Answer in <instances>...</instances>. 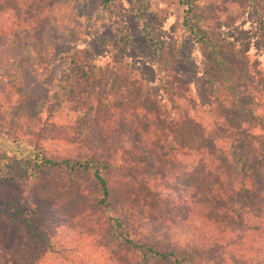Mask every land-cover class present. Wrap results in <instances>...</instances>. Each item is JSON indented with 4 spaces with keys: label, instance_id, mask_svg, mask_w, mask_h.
Wrapping results in <instances>:
<instances>
[{
    "label": "rangeland",
    "instance_id": "374dc122",
    "mask_svg": "<svg viewBox=\"0 0 264 264\" xmlns=\"http://www.w3.org/2000/svg\"><path fill=\"white\" fill-rule=\"evenodd\" d=\"M187 2L189 13L178 0H48L33 27L0 36V173L13 153L23 156L38 145L48 152L77 146L74 139L85 127L79 111L83 115L87 109L68 102L63 70L70 51L84 56L95 78L92 112L114 121L129 118L147 126L160 145L173 141L188 150L169 162L174 176H219L225 154L238 140L257 152L264 145L259 126L264 125V0ZM187 20L207 35L216 55L206 56L209 51L194 40ZM150 40L160 44L159 58ZM109 179L113 196L147 230L176 222L195 236L213 238V222L203 225L197 212L188 213L175 201L187 196L173 187L175 177L171 187L158 183L154 194L128 169L112 167ZM18 185L38 186L51 198L44 223L65 259L51 253L38 258V243L29 246L24 227L0 214V264H116L117 249L98 220L86 177L64 183L47 173L37 184L21 180ZM209 205L203 214L220 222V205ZM53 214L78 226L57 227ZM225 225L229 231L220 247L233 242L229 248L236 253L264 247L259 218L229 219ZM223 254L217 251L214 260L227 264Z\"/></svg>",
    "mask_w": 264,
    "mask_h": 264
},
{
    "label": "trees",
    "instance_id": "16d2710c",
    "mask_svg": "<svg viewBox=\"0 0 264 264\" xmlns=\"http://www.w3.org/2000/svg\"><path fill=\"white\" fill-rule=\"evenodd\" d=\"M47 1L0 0V36L33 27L42 17ZM101 1L107 3L109 0ZM178 3L186 7L184 13H189L187 0H178ZM183 23L194 40L209 51L206 56L216 55L206 34L189 20ZM150 46L155 58H159L160 44L150 40ZM64 61L63 78L71 90L68 102L75 101L87 109L83 115L79 111L78 118L86 123L74 139L77 146L67 152H48L38 145L37 151L32 148L23 156L13 153L7 157L5 170L0 173V214L9 223L24 227L29 246L33 245L32 241L38 243L37 257L51 253L55 258L65 259L63 249L50 241L51 232L44 223L45 216L47 218L44 207L51 204V198L38 186L25 189L18 184L21 180L37 184L50 173L64 183L82 174L91 183V202L98 211V220L109 232L112 245L117 249L112 258L116 264H221L214 260L220 250L224 251L222 257L226 256L227 264H264V247H250V252L238 249L237 253L229 248L235 245L233 242L220 247L226 240L224 232L229 231L225 225L229 219L254 217L264 221V145L258 149L260 157L247 142L238 140L225 154V166L219 176L211 174L199 179L186 174L184 179L185 175L178 172L174 176L169 162L175 161V154H187L188 150L173 141L168 146L160 145L149 137L147 126L130 120L127 114L128 119L114 121L110 118L112 116L108 118L99 115V111L92 112L94 99L91 96H94L96 81L86 59L80 52L70 51L65 54ZM213 82L217 84L216 80ZM214 86L213 91L217 93L219 84ZM259 126L264 142V125L260 123ZM114 166L130 170L139 182L150 188L152 194V188L158 183L164 182L171 187L170 178L175 177L173 187L187 193L186 197L175 201L186 206V212H197L203 225L204 220L213 222V238L210 234L195 236L187 226L176 222L166 228L154 226L147 230L129 214L124 203L113 196L109 178ZM211 201L220 205V222L203 214ZM49 217L57 227L78 226L77 222L68 224L66 219L61 222L64 217L59 218L57 214ZM186 218L185 215L182 220Z\"/></svg>",
    "mask_w": 264,
    "mask_h": 264
}]
</instances>
